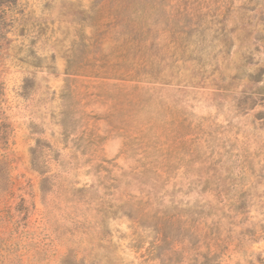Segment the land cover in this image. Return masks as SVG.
<instances>
[{
	"label": "rangeland",
	"instance_id": "obj_1",
	"mask_svg": "<svg viewBox=\"0 0 264 264\" xmlns=\"http://www.w3.org/2000/svg\"><path fill=\"white\" fill-rule=\"evenodd\" d=\"M6 22L0 264H264V0Z\"/></svg>",
	"mask_w": 264,
	"mask_h": 264
},
{
	"label": "trees",
	"instance_id": "obj_2",
	"mask_svg": "<svg viewBox=\"0 0 264 264\" xmlns=\"http://www.w3.org/2000/svg\"><path fill=\"white\" fill-rule=\"evenodd\" d=\"M16 1L17 0H0V41L5 40L6 30L9 27V24L6 22V15L16 6ZM3 89V84L0 82V98L3 96ZM9 135V127L0 117V142L6 144Z\"/></svg>",
	"mask_w": 264,
	"mask_h": 264
}]
</instances>
